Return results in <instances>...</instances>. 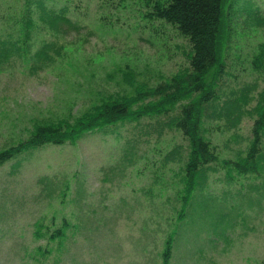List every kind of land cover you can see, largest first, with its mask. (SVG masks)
Listing matches in <instances>:
<instances>
[{
  "label": "rangeland",
  "instance_id": "rangeland-1",
  "mask_svg": "<svg viewBox=\"0 0 264 264\" xmlns=\"http://www.w3.org/2000/svg\"><path fill=\"white\" fill-rule=\"evenodd\" d=\"M78 1L86 17L80 31L60 36L62 58L36 75L18 65L0 71V151L31 135L36 123L72 121L111 97L140 101L187 74L189 41L169 25L146 24L141 14L147 8L139 1L101 0L100 8L98 0ZM6 2L11 4L1 6L7 13L25 4ZM233 6L238 11L225 13L220 37L219 56L227 65L219 77L214 70L210 81L221 80L217 110L244 95L243 112H254L264 92V24L239 12L253 7L264 22V0H234ZM177 110L140 124L109 125L75 143L30 149L0 168V264H33L23 250L47 244L32 237L33 224L55 215L73 221L77 216L79 223L66 247L45 264H161L164 240L179 226L171 264H264V165L258 178L231 171L233 182L218 167L195 197L190 223L174 220L182 193L179 166L164 165L163 157L175 145H188L167 125ZM213 112L206 117L213 128L227 121L212 118ZM253 125L245 117L232 131L212 133L222 158L236 160L250 146ZM127 144L129 156L123 158ZM155 161L162 180L159 172L150 173ZM46 178L55 188L70 182L68 193L51 196ZM222 220L218 233L225 226V241L211 228Z\"/></svg>",
  "mask_w": 264,
  "mask_h": 264
},
{
  "label": "trees",
  "instance_id": "trees-1",
  "mask_svg": "<svg viewBox=\"0 0 264 264\" xmlns=\"http://www.w3.org/2000/svg\"><path fill=\"white\" fill-rule=\"evenodd\" d=\"M64 0H25L24 6L17 12H4L1 4H11L0 0V70L5 66L21 65L34 69L51 64L54 55L62 54L63 46L59 36L73 29L74 23L67 16L68 10L57 9V4ZM146 6V17L154 26L161 22L176 29L191 45L188 55L189 69L187 74L175 75L158 86L145 97L134 101L109 98L107 102L97 105L73 122L57 124H37L32 136L17 146L0 152V166L11 161L22 152L39 148L47 144L63 145L75 143L84 134L125 122L140 123L143 118H157L168 115L176 108V114L169 118L167 125L178 129L187 146L176 145L164 156V163H178L183 185L178 223L187 220V212L192 206L197 192L207 185L210 173L217 167L229 166L240 175L259 174L264 165V92L254 112H243L241 98L229 100L220 106V78L227 65L220 54V37L222 34L225 13L234 14V0H139ZM253 21L264 24L253 7L240 8ZM43 38L38 33L47 35ZM78 30V29H77ZM219 59L222 64H218ZM215 70L212 82L210 75ZM225 104H229L225 106ZM208 110H213L212 118L227 119L215 128L206 122ZM245 117L253 119L252 141L246 156L239 161L221 158L218 145L211 138L214 132H227L235 128L237 122ZM236 119V120H235ZM235 120V121H234ZM151 137V132L145 134ZM147 140L146 143H149ZM189 222V221H188ZM65 227L51 235L52 240L60 239L65 234ZM174 235L176 231L173 232ZM175 238L169 236L162 253L163 264H170L173 259Z\"/></svg>",
  "mask_w": 264,
  "mask_h": 264
}]
</instances>
